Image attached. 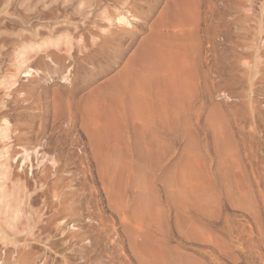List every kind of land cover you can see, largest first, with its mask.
<instances>
[{
    "label": "rangeland",
    "instance_id": "rangeland-1",
    "mask_svg": "<svg viewBox=\"0 0 264 264\" xmlns=\"http://www.w3.org/2000/svg\"><path fill=\"white\" fill-rule=\"evenodd\" d=\"M171 2L0 0V108L4 105L0 123L2 119L7 122L8 138L0 140V179L7 175L8 181L18 180L24 186L21 193L27 207L24 204L21 209L29 213L22 210L25 215L21 217L34 236L36 231L41 233L35 236L42 239L40 245L33 244L32 238L26 240L31 244L28 250L40 256L39 264H188L185 259L189 257V264H264L262 0H202L194 24L176 27L170 23L161 28L164 34L181 31L190 38L191 42L184 38L186 45L194 44L183 48L192 82L183 97L167 95L166 101L174 113L189 120L198 135L199 148L190 156L184 155L186 136L160 132L170 150L160 154L156 164L141 159L147 152L144 147L137 148L141 136L135 128L125 130L118 152L107 150L104 138L98 143L100 148L96 135L92 137L85 129L80 105L142 52L144 41L172 8ZM120 16L132 25L118 24ZM68 30L71 34H66ZM18 42L24 43L23 47L36 42L39 46L31 53L29 46L20 48ZM68 42V56L72 57L65 53L62 57ZM173 47L175 52L181 46ZM21 52L30 57L41 53L46 61L33 56L26 67H16ZM29 69L30 74L23 73ZM213 111L216 135L209 127ZM1 149L10 155L8 161L3 160L6 154ZM27 155L30 162L26 163ZM185 159L201 166L199 176L193 168V186L204 200H191L182 214L168 197L164 180L168 171ZM155 164L159 170L149 172ZM138 165L147 172L141 185L135 186L133 172ZM140 195L143 200L138 201ZM141 204L149 213L139 217ZM156 210L162 215L158 224L151 220ZM63 220L66 224L62 226ZM154 241L169 251L158 261L141 250L143 244Z\"/></svg>",
    "mask_w": 264,
    "mask_h": 264
},
{
    "label": "bare ground",
    "instance_id": "bare-ground-1",
    "mask_svg": "<svg viewBox=\"0 0 264 264\" xmlns=\"http://www.w3.org/2000/svg\"><path fill=\"white\" fill-rule=\"evenodd\" d=\"M235 1L237 3H240V0H235ZM262 1H263L262 7H264V0H262ZM248 2L250 3L251 1H248ZM254 2H255V0H254ZM201 3H202V0H172L171 4L169 5L172 8H170V10L167 9L166 13H164L161 20L157 23L154 31L152 30V34H150V36L144 41L142 52L135 55L134 58H132V60L129 62V64L124 68V70L121 71L116 76L115 79H112V81L108 85H105L106 86L105 88L104 87H100V88L98 87V89L94 93H92V95H90V96L88 95L86 100H84V104H82V106L80 105V107H82L80 109H83L82 111L84 113V117H85L84 122H85V126H86L85 129H87L89 131L90 135L92 134V137L94 135H96V138H97V139L96 138L92 139L90 137V140L96 139L97 144H98V143H100L101 138L102 139L104 138L103 139L104 141L103 140L102 141L105 143L104 146L106 147V149L107 148L108 149L113 148V149H116V151L118 152L117 148H119L120 143H122V141H123V140H121V137H122V135H124L123 133L125 132V130H128L130 128H135L137 133L141 136L140 140H138L137 148L139 150H141V148L144 147L146 149V152H147L146 156H144V154L141 155V159L142 160L146 159L148 161L150 160L152 162H155L156 164L158 162H160V159H159L160 154H165L168 150H170V146L166 142L165 138L159 135L160 132L165 133L168 136H173V135H181L182 137L186 136L188 138V144L186 146V150H185L184 155H186L187 157L190 156V154L192 153L193 150H198L199 145H200L199 138H198V135L195 133L194 128L191 127L189 120L187 118H184V117L181 118L179 115L174 113L167 106V102H166L167 101V95H170V96L175 97V98L181 97V96L183 97L185 89H187V87L192 82L193 77L190 73V68L188 66L189 63H186L188 57H187V54L185 55L183 53V48H184V46H186L185 49L187 50L188 45L194 46V44H192L193 43L192 42L191 43L192 45L191 44L186 45L188 43V41H187V43H185L184 38L188 35L182 33L181 31L179 32V34H170V33L168 34V32L166 34H164L161 31V28H162V26H164V25L167 26L170 23H173V25L176 27H184L187 24H189V22L194 24L197 20L198 7H199V5H201ZM81 7H82V5L80 6V8ZM28 11H30V10H28ZM27 14H28V12H27ZM170 15H171V17H170ZM86 16H85V18H86ZM85 22H87V20ZM117 23L121 24V25L128 26V27H130L132 25V21L128 20L125 16L118 17ZM195 25H197V23ZM68 27L71 28L70 25ZM70 28H68V29L71 30ZM75 29H77V27ZM69 30L66 34H68L70 32ZM182 30H184V29L182 28ZM47 33H49V32H47ZM185 33H187V32H185ZM193 33H195V32H193ZM37 34H40V33L37 32L36 35ZM69 34H71V33H69ZM5 36H7V34ZM192 36L194 37L195 34L194 35L192 34ZM25 37H22V39ZM29 37H30V35H29ZM189 37H191V36H189ZM193 37H192V40H193ZM36 38H37V36H36ZM187 38L188 37H186V39ZM3 39H4V37H3ZM3 39H1V40H3ZM179 39H183V42H180L181 40H179ZM189 39H187V40H189ZM46 40H50V39H46ZM69 40H71V39L69 38ZM72 41H73V39H72ZM177 41H179V43H176ZM20 42H21V40H20ZM20 42H18L19 45H20ZM57 42H58V40H57ZM2 43H4V41H2ZM37 43L38 42H36V44L32 43L30 46H29V44H30L29 43L27 45V46H29V48H27V51L30 50L31 53L32 52L35 53L34 50L37 49L35 47L36 45H38ZM59 43H60V40H59ZM69 44H70V42H68V44L65 45L66 47L64 48V50L62 49L63 50V51H61L62 54H60V52H59V54L62 55V57H64L63 56L64 53L67 54V56H68V54L70 55L71 47ZM83 44L86 45L85 42ZM175 44L177 47H180V46L181 47L178 48V51L174 52V51H171V48ZM6 45H7V42H6ZM10 45H12V44H10ZM14 45H16V44H14ZM23 45H24V43L22 44V46L20 45L19 47L21 48V47H23ZM55 45H57V44H55ZM80 45H82V43ZM27 46H24V47H27ZM46 46H47V44H46ZM46 46H44V47H46ZM76 46H78V45H76ZM78 47H80V46H78ZM14 48H15V46H14ZM17 48H18V46H17ZM189 48H191V47H189ZM58 49H59V47H58ZM78 49H80V48H78ZM78 49H76V47H75L76 51ZM175 49H177V48L175 47ZM185 49H184V52H187V51H185ZM25 50H24V52H27ZM20 51H22V50H20ZM42 51H40V52H42ZM80 51H81V49H80ZM48 52L46 51V53H48ZM57 52H55V53H57ZM27 54H29V53H22L21 52L17 55V60H19V58L21 60L18 61V64H19V65L17 64L18 66L15 65L16 67H19V68L26 67V62L30 63L31 60H33V56L37 57V59H40L39 62H41V61L43 62V60H45V59H43V57H44L43 54H42L43 57H41V55H40L41 53L39 54L40 56L39 55L37 56V54L36 55L31 54L32 59ZM56 55H58V53ZM60 55H59V57H61ZM47 56H48V54H47ZM13 57L15 58V56H13ZM62 57L59 58L60 62L62 60ZM68 57H72V56H68ZM37 59H36V62H37ZM11 60H12V57H11ZM56 60H58V59H56ZM59 61H57L58 64H60ZM62 62H64V61H62ZM49 63H52L54 66V62L52 59H50ZM42 65H44V63ZM15 66H13V67H15ZM30 72L31 71L29 69L26 72L24 71L23 73L30 74ZM10 73H12V72H10ZM17 73H19V72H17ZM15 75H17V74H15ZM66 75H68V73ZM8 76H10V75H8ZM12 77L15 79L14 76H12ZM12 77L10 79H12ZM10 79H9V81H10ZM17 79L19 80V78H17ZM6 81H7V79H6ZM11 82H12V84L9 82L11 86L15 85V83H16V82L13 83V81H11ZM0 83H2V82H0ZM5 84H7V83L5 82ZM2 85H3V83H2ZM17 85H18V81H17ZM5 86H3V87H5ZM10 87H8V89ZM16 88H17V86H16ZM0 89H1V87H0ZM5 89H3V91ZM12 90H14V89H12ZM70 104L75 105V103H73V102L72 103L70 102L69 105ZM0 105H2V104L0 103ZM66 105H65L66 108L70 107L68 104H66ZM3 106H1V108ZM65 106L63 105V107H65ZM72 106L73 105H71V107H70L71 110L74 107V106L73 107ZM75 108H77V107H75ZM1 111H2V109H1ZM67 111H69V110H67ZM80 113H81V111H80ZM5 123H7V122L5 120L3 122V119H2V122L0 123V140L7 138V135L5 134L6 133L5 130L7 129V126H4ZM137 123H139L138 127L136 126ZM209 127H210V129H212L214 131V133L216 135V111H213V113H212L211 119L209 121ZM7 133H10V132L7 131ZM144 137L145 138L147 137V138L145 139ZM1 141H4V140H1ZM9 141H11V140H9ZM96 141H92V142L95 143ZM4 142H2V143L4 144ZM6 142H7V140H6ZM98 146H99V144H98ZM101 146H99V147L101 148ZM96 147H97V145H96ZM6 148H7V146H6ZM2 150L3 149H1V152H2ZM7 151H8V149H7ZM3 152L5 153L4 150H3ZM117 152H116V154H117ZM154 154H156L157 156L153 157ZM0 155H3V154H0ZM28 155L24 156L25 158L23 157L24 159H26L25 160L26 163L30 162V158L28 157ZM9 156H8V154L4 155L5 159H3V160L8 161L10 158ZM194 158H195V156H193L191 159H194ZM4 163H6V162H4ZM195 166L192 163H190L187 159H185L184 163H181L180 165L174 166L172 169H170L167 173V177L164 180V188L168 194V197L176 205V208H178L182 214H184L183 212L186 211V207L189 204V202L191 203V200H196L198 202H201L204 200L202 198V196H200L198 194V192L195 191L194 188H196V187L193 186V177H195L194 176L195 171L198 174V176L201 172V168H200L201 166L200 165H197L196 167ZM1 167H3V163H2V166H0V168ZM7 168H9V167H7ZM159 168H160V166L156 165L155 167H152L149 170V172H151L153 170L157 171V170H159ZM193 168L195 169V171ZM145 169H146L145 167L143 169L141 167V165L140 166L138 165L137 172H133V173H135L134 174L135 175V182H136V184H134L135 186L141 185L142 179L147 172V169L146 170ZM124 171H125V169H124ZM130 172H132V171H130ZM128 176H130V174H128ZM5 177L6 178L0 179V264H39L38 259L40 256L37 258L35 256V253L32 252L33 250H31V252H30L29 250L31 248V244H30V242H29V244L26 243V240H28L27 238L29 237V238H32L29 240H32L33 244L36 245L38 243L40 245L42 239H41V241L39 239H36L35 236L37 235L38 232L36 231L37 233L35 232L36 235L34 236V233L32 232L33 230L30 231L29 229H27L28 225L26 227V224H25L26 222L23 221V218L25 215L24 213H27L26 211L23 210V208L21 209L22 205H24V204H25V207H27L26 206L27 202H25V198H24L25 194L21 193L22 191L23 192L25 191V190H23L24 186L21 183H19L18 180L16 182H11V181L7 180V175ZM136 192H138V191H136ZM26 197H27V194H26ZM27 198H29V196ZM27 198H26V200H28ZM137 199H138V201L143 200L142 195H140L139 198H137ZM14 203L15 204L18 203L19 206H17L15 208V206L18 204L15 205ZM142 205L143 204H141V208L143 207ZM138 208H139V206H138ZM143 209H144V207L141 209L142 212H139L141 210L138 211L139 217H142L143 215H148L149 211L148 210L145 211L146 208L144 209V211H143ZM22 210L24 211V213L22 212ZM143 212H145V213L147 212V213L143 214ZM159 212H158V210H156V212L154 213V216H152V218H151V220L153 221L152 223L158 224V222L160 221L159 217L162 215H160L161 212L160 213ZM28 213H29V211H28ZM22 215H23V218L21 217ZM34 218H36V217H34ZM38 221L40 222V219ZM60 224L63 226L64 224H66V220H63ZM67 234H69V233L66 231V235ZM69 236L71 238V235H69ZM39 237H40V235H39ZM70 238H69V240H70ZM148 238H150V237H148ZM44 243H46V242H44ZM41 245H43L45 247L46 244L45 245L41 244ZM25 248H27V250L29 248V250H28L29 252H26L27 250L25 251ZM141 250L143 253H147L154 261H158L161 257L165 256L169 252L162 245L158 244L156 241H154L153 244H150L148 242L146 244H143ZM191 259L189 257V258H186L185 260H187V262L189 264V263H191ZM182 260H183V258H182ZM68 261H67V263H68ZM41 264H45V263L41 262Z\"/></svg>",
    "mask_w": 264,
    "mask_h": 264
}]
</instances>
